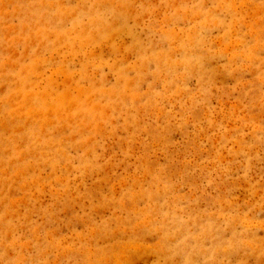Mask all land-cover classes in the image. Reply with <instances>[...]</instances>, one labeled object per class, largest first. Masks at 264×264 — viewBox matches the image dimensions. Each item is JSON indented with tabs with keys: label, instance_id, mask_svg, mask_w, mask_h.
I'll return each instance as SVG.
<instances>
[{
	"label": "rangeland",
	"instance_id": "374dc122",
	"mask_svg": "<svg viewBox=\"0 0 264 264\" xmlns=\"http://www.w3.org/2000/svg\"><path fill=\"white\" fill-rule=\"evenodd\" d=\"M0 264H264V0H0Z\"/></svg>",
	"mask_w": 264,
	"mask_h": 264
}]
</instances>
